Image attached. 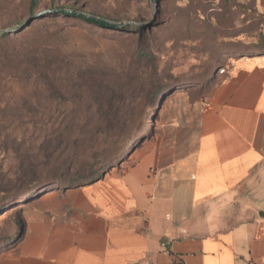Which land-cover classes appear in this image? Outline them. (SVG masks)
<instances>
[{"label":"rangeland","instance_id":"1","mask_svg":"<svg viewBox=\"0 0 264 264\" xmlns=\"http://www.w3.org/2000/svg\"><path fill=\"white\" fill-rule=\"evenodd\" d=\"M0 30L8 49L25 52L0 64L1 252L22 237L27 204L80 183V167L101 176L128 165L153 138L167 94L202 93L232 57L264 43V0H0ZM36 48L47 78L28 67ZM96 80L139 89L104 116Z\"/></svg>","mask_w":264,"mask_h":264},{"label":"crops","instance_id":"2","mask_svg":"<svg viewBox=\"0 0 264 264\" xmlns=\"http://www.w3.org/2000/svg\"><path fill=\"white\" fill-rule=\"evenodd\" d=\"M27 205L0 264H264V54L167 94L128 165Z\"/></svg>","mask_w":264,"mask_h":264},{"label":"trees","instance_id":"3","mask_svg":"<svg viewBox=\"0 0 264 264\" xmlns=\"http://www.w3.org/2000/svg\"><path fill=\"white\" fill-rule=\"evenodd\" d=\"M80 17L87 19L84 15L83 16L81 15ZM91 20L95 21L99 25L106 27V28L117 29L119 27L120 28L122 27L125 29H131L128 26H121L119 24L112 23L106 19L91 18ZM0 40H5L3 42H0L1 43L0 44V55H1L0 59H2L0 61H3V62H0L1 65L8 63V61H11V60H19L20 56L25 55L24 54L25 52L23 51V49L19 50V49L13 48V47L11 49H8L11 46L6 43V41L9 42L7 33H0ZM7 51H9V54H7ZM28 53H30L31 56L27 57L28 58L27 64H28V67L30 66L34 70V75L36 77H44V78L49 77V74L52 72V69H51V67H47V66H44L43 64H41L42 61H40L38 58L40 53L37 51V48L33 49V50H29ZM259 54H264V43H261L258 46L252 47V48L248 49L245 53L238 54L235 57H241L244 55L252 56V55H259ZM235 57H233V58H235ZM222 69H224V71H225L224 67ZM101 77L104 78L103 76H101ZM95 83H97V85H96V96L101 98L103 101H105L106 106L109 110V112L107 110L105 111L104 116H106V115L110 116L111 112H112V114L119 112L123 102H126V100H131L132 95L135 94V90L139 89V87L136 88V86H133V88H130L128 90L127 89L128 85L126 86L127 88L125 87V89H124L123 85H118L117 90L114 91L111 88L112 86H108V83H106V82L99 80ZM151 84H152V81H151ZM46 85L52 93L60 94V92H61L59 89L60 86H57L56 84H54L52 79L51 80L49 79L47 81ZM151 87H152V85H150V88ZM161 90H162V88H161V86H159V87L155 88L154 92L156 94H158ZM116 93H117V96L115 95ZM62 140H63V138H61V140H59V143ZM63 169H64V172H61V175L69 177L68 176V175H70L69 169H67L65 167H63ZM77 171L78 172H76V173L74 172V173L79 174V176L84 178V180H80L81 182L76 184V185H71V184H68L66 182L67 184L64 187L83 185V184L89 183L92 180H94L95 178L99 177V175H97V174L94 176V171H92V170L86 171L84 168L80 167ZM74 173H72V174H74ZM72 174H71L70 178L72 177ZM60 179H62V177H60ZM58 180H59V178H58ZM66 181H68V179H66ZM16 227H17V224H16Z\"/></svg>","mask_w":264,"mask_h":264},{"label":"water","instance_id":"4","mask_svg":"<svg viewBox=\"0 0 264 264\" xmlns=\"http://www.w3.org/2000/svg\"><path fill=\"white\" fill-rule=\"evenodd\" d=\"M153 2H156V0H152ZM8 30H0V32H7Z\"/></svg>","mask_w":264,"mask_h":264},{"label":"built area","instance_id":"5","mask_svg":"<svg viewBox=\"0 0 264 264\" xmlns=\"http://www.w3.org/2000/svg\"><path fill=\"white\" fill-rule=\"evenodd\" d=\"M224 71V69H220V72H223Z\"/></svg>","mask_w":264,"mask_h":264}]
</instances>
